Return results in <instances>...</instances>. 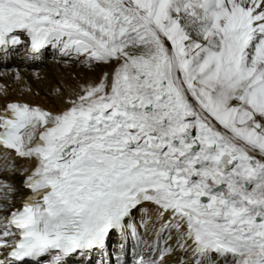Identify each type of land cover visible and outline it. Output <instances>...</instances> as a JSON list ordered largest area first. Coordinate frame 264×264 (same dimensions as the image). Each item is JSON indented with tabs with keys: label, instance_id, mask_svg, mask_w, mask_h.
Returning a JSON list of instances; mask_svg holds the SVG:
<instances>
[{
	"label": "snow or ice",
	"instance_id": "1",
	"mask_svg": "<svg viewBox=\"0 0 264 264\" xmlns=\"http://www.w3.org/2000/svg\"><path fill=\"white\" fill-rule=\"evenodd\" d=\"M49 49L107 70L0 108V264H264V0H0Z\"/></svg>",
	"mask_w": 264,
	"mask_h": 264
},
{
	"label": "bare ground",
	"instance_id": "2",
	"mask_svg": "<svg viewBox=\"0 0 264 264\" xmlns=\"http://www.w3.org/2000/svg\"><path fill=\"white\" fill-rule=\"evenodd\" d=\"M46 60L25 61L23 58H12L0 70L8 72L6 76H0V86L6 90V96L0 98V108L7 102L27 103L34 107L56 113L67 105L64 103L70 94L78 91V85L89 82H97L102 71L107 69L97 67L94 71L81 68L75 63H57L52 50L45 53ZM15 69L21 79H15ZM23 177L16 174L10 182L20 188ZM23 193L16 194L14 207H20V199Z\"/></svg>",
	"mask_w": 264,
	"mask_h": 264
}]
</instances>
